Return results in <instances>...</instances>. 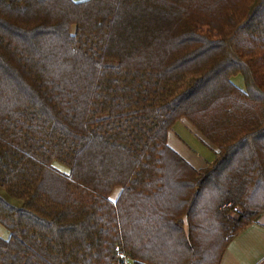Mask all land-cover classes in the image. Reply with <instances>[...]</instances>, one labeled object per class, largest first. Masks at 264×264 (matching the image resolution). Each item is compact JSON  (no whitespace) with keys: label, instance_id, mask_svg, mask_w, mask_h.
Instances as JSON below:
<instances>
[{"label":"trees","instance_id":"trees-1","mask_svg":"<svg viewBox=\"0 0 264 264\" xmlns=\"http://www.w3.org/2000/svg\"><path fill=\"white\" fill-rule=\"evenodd\" d=\"M262 214L264 0H0V264H141L137 218L218 264L207 218L220 258Z\"/></svg>","mask_w":264,"mask_h":264},{"label":"crops","instance_id":"crops-1","mask_svg":"<svg viewBox=\"0 0 264 264\" xmlns=\"http://www.w3.org/2000/svg\"><path fill=\"white\" fill-rule=\"evenodd\" d=\"M245 89L246 86L239 87ZM179 123H186L188 134L195 145L201 149L202 156L191 150L174 132V127ZM190 141V142H192ZM167 143L194 170H200L214 159L213 150L202 140L201 136L184 120L178 121L168 133ZM116 188L111 200L115 201L120 194ZM136 223H131L128 228L127 249L133 251L134 258L141 264H186L189 260L186 238L179 234L178 237H166L165 228L157 225L149 227L141 218ZM169 235V234H168ZM6 235L3 239H6ZM219 247H216L218 264H264V214L259 219L235 235L224 247L219 258Z\"/></svg>","mask_w":264,"mask_h":264},{"label":"rangeland","instance_id":"rangeland-1","mask_svg":"<svg viewBox=\"0 0 264 264\" xmlns=\"http://www.w3.org/2000/svg\"><path fill=\"white\" fill-rule=\"evenodd\" d=\"M231 80L233 81V83L236 86H239V87L246 86L244 77L242 75H237V76L233 77ZM186 126H188V125H186V123H183V124L179 123L174 127L173 130H174L175 134H177L178 137H180V139L184 142L185 145H187L197 155L202 156L203 153L201 152V149L199 147H197V145H195V142H193L191 140L192 137H190V136H192V134L189 133V130ZM188 134H190V136ZM190 141H192V142H190ZM55 166L61 171H64V172L66 171V169L60 165L55 164ZM206 222L209 224L207 227H205L206 231L208 233V240H210V241L216 240L214 246H209V245L207 246V250L208 251L210 250V252H208L209 253L208 258L209 259L211 258L209 263H212L213 260H215L214 258L216 257L214 249L216 248V246L218 247V245H219L218 240H220V237L218 236L219 232H218V229L216 227L215 219L212 217L210 219L207 218ZM181 228L183 229V232L186 233L187 223H186L185 219L182 220ZM6 235H8V232L0 225V237L4 238ZM211 252H213V253H211Z\"/></svg>","mask_w":264,"mask_h":264},{"label":"built area","instance_id":"built-area-1","mask_svg":"<svg viewBox=\"0 0 264 264\" xmlns=\"http://www.w3.org/2000/svg\"><path fill=\"white\" fill-rule=\"evenodd\" d=\"M119 257L122 260V264H128L127 260L125 259V257L122 254L119 253Z\"/></svg>","mask_w":264,"mask_h":264}]
</instances>
